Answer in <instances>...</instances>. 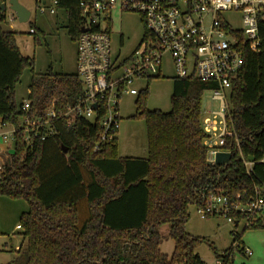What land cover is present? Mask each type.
Wrapping results in <instances>:
<instances>
[{
  "label": "trees",
  "instance_id": "16d2710c",
  "mask_svg": "<svg viewBox=\"0 0 264 264\" xmlns=\"http://www.w3.org/2000/svg\"><path fill=\"white\" fill-rule=\"evenodd\" d=\"M68 32L76 41L81 14L70 0ZM257 51L244 50V65L232 80L227 123L232 131L223 149L230 158L208 160L202 97L218 87L215 80L173 78L171 110L149 109V85L135 99L134 118L144 119L147 156H121L118 138L100 141L99 121L77 117L52 120L54 133L28 146L25 132H15L11 160L0 171V195L23 198L21 215L27 248L9 264H207L197 248L205 237L190 234V205H203L221 190L232 203L264 198V15ZM15 32L0 21V119L18 124L24 114L45 118L75 106L84 96L77 73H33L29 112L16 101V86L34 59L21 53ZM45 132V130H44ZM66 149V150H65ZM244 159L252 161L251 172ZM210 217V216H209ZM239 219L241 216H237ZM170 225L171 256L161 250L160 227ZM232 230L231 246L217 258L233 263L235 248L246 255L241 234ZM264 226V213L252 227ZM246 228V227H245ZM0 234L1 231H0Z\"/></svg>",
  "mask_w": 264,
  "mask_h": 264
},
{
  "label": "built area",
  "instance_id": "2783aa9c",
  "mask_svg": "<svg viewBox=\"0 0 264 264\" xmlns=\"http://www.w3.org/2000/svg\"><path fill=\"white\" fill-rule=\"evenodd\" d=\"M11 1L0 0V21L12 28L13 16L7 14L8 7L15 12ZM70 3V0H35L43 14L58 10L67 14ZM74 5L82 20L76 43L77 74L84 96L66 111H57L53 102L45 118L24 114L18 124H10L12 139L15 141V132L23 129L28 146H33L36 138L45 140L47 134L54 133L52 120L67 118L71 123L82 117L91 122L99 121L101 135L95 149H100L105 142L117 137L120 130L122 96L140 93L141 90L133 87L137 80L160 76L163 56L169 54L177 77L195 76L218 83L211 91L220 109L210 111L203 118L207 157L210 163H217V154L227 152L223 149L226 136L232 134L227 123L232 80L244 65L245 48L257 51L261 44L259 26L264 15V0H77ZM115 12H136L144 22L141 41L124 57L120 50L113 51ZM231 12L240 15L243 26L232 24L228 17ZM36 32L34 25L28 30L29 34ZM22 108L29 112L30 102H23ZM7 125L0 119L1 128ZM13 151L0 149V171L10 162ZM244 163L250 173L253 162L244 159ZM197 207L202 217L223 215L235 223L244 220L245 227H250L264 213V198L257 194L246 204L232 203L221 190H216L207 195L205 204ZM245 252L252 254L246 247ZM217 264L226 263L218 258Z\"/></svg>",
  "mask_w": 264,
  "mask_h": 264
},
{
  "label": "rangeland",
  "instance_id": "374dc122",
  "mask_svg": "<svg viewBox=\"0 0 264 264\" xmlns=\"http://www.w3.org/2000/svg\"><path fill=\"white\" fill-rule=\"evenodd\" d=\"M31 13L30 19L20 21L16 13L7 8L8 17H12L10 24L15 32L16 44L25 56L34 59V67H26L16 86V101L18 104L28 100L29 85L33 73H45L51 68L54 73H77V43L71 38L67 24L68 18L62 10L56 13H40L35 0H19ZM232 24L241 27V17L238 13L228 14ZM112 45L114 53L120 50L121 57L127 56L141 41L144 27L140 14L136 12H115L113 15ZM34 25L36 34H29V28ZM123 36V43H121ZM173 59L165 54L162 60V73L158 77L137 80L133 87L138 90L149 85L147 106L149 109H159L165 112L171 110L170 97L173 91V78L177 76ZM212 97L213 92L207 90L202 97L203 116L210 111L220 108L218 100ZM136 94H125L119 102L120 126L117 133L119 154L144 157L147 156V129L144 119L134 118L136 112ZM12 125L0 127V149H14L12 139ZM29 209V203L23 198H11L0 195V264H9L18 255L21 247L27 248V239H24L21 215ZM190 219L186 225L189 233L202 236L209 240L213 246L204 242L197 252L207 264H217L218 258L213 247L222 254L232 244V230L235 222H231L223 215L202 217L197 205H190ZM242 220L237 226L241 234L242 244L252 251V254L243 255L235 248L232 264H264V226L246 227ZM170 225L160 227L163 236L161 250L172 255L174 241L169 235Z\"/></svg>",
  "mask_w": 264,
  "mask_h": 264
},
{
  "label": "water",
  "instance_id": "95a60500",
  "mask_svg": "<svg viewBox=\"0 0 264 264\" xmlns=\"http://www.w3.org/2000/svg\"><path fill=\"white\" fill-rule=\"evenodd\" d=\"M12 9L16 12L18 19L20 21H27L30 16V11L22 5L19 0H12ZM2 8L4 7L3 5L1 6ZM1 28L4 31H12V28L9 24L2 23ZM66 150V149H65ZM230 158V154L228 152H219L216 156V162L217 163H223L226 162Z\"/></svg>",
  "mask_w": 264,
  "mask_h": 264
},
{
  "label": "crops",
  "instance_id": "0c3cea01",
  "mask_svg": "<svg viewBox=\"0 0 264 264\" xmlns=\"http://www.w3.org/2000/svg\"><path fill=\"white\" fill-rule=\"evenodd\" d=\"M121 155V154H120ZM121 156H131V155H121ZM191 234V233H190ZM193 235V234H192ZM194 236H196V235H194ZM199 237H202V236H199Z\"/></svg>",
  "mask_w": 264,
  "mask_h": 264
},
{
  "label": "flooded vegetation",
  "instance_id": "af4514ba",
  "mask_svg": "<svg viewBox=\"0 0 264 264\" xmlns=\"http://www.w3.org/2000/svg\"><path fill=\"white\" fill-rule=\"evenodd\" d=\"M121 43H123V36H121Z\"/></svg>",
  "mask_w": 264,
  "mask_h": 264
}]
</instances>
